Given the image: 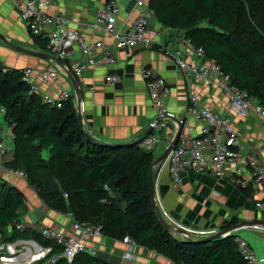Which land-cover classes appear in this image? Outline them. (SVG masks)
Returning a JSON list of instances; mask_svg holds the SVG:
<instances>
[{"label": "trees", "instance_id": "obj_1", "mask_svg": "<svg viewBox=\"0 0 264 264\" xmlns=\"http://www.w3.org/2000/svg\"><path fill=\"white\" fill-rule=\"evenodd\" d=\"M149 6L155 22L169 31H182L208 58L216 59L233 84L264 106V0H150ZM29 34L48 52L46 39L30 30ZM0 105L13 132V158L5 166L24 171L50 209L71 212L81 224L100 226L106 238L122 241L129 236L174 264H245L234 235L187 242L163 229L150 196L155 149L142 147L144 138L118 147L91 142L73 95L62 108L51 107L40 95L30 94L20 71L7 69L1 61ZM33 149L46 151L47 158H35ZM24 202L16 186L0 182V241L32 238L51 247L38 262L42 264L63 246L35 229H17ZM56 264L69 263L61 258ZM72 264L111 262L80 253Z\"/></svg>", "mask_w": 264, "mask_h": 264}, {"label": "crops", "instance_id": "obj_2", "mask_svg": "<svg viewBox=\"0 0 264 264\" xmlns=\"http://www.w3.org/2000/svg\"><path fill=\"white\" fill-rule=\"evenodd\" d=\"M119 2L123 7L120 20H124L131 10L132 2ZM101 3L102 0H86L82 3L68 0L51 10L66 9L73 19L72 28L79 30L88 39H102L104 37L101 33H94L87 27ZM134 16L132 15V19ZM152 22L157 23L154 20ZM178 32L180 31H170V34L175 36ZM0 35L4 37L0 38V61L7 69L21 71L25 67H31L43 70L48 67L58 68L60 65L51 59L31 54L49 53L33 42L28 27L20 19L12 0H0ZM185 55L192 62L200 61L195 55ZM95 58L99 65L86 72L80 82L83 91L80 105L75 95L74 77L69 70L61 73L58 83L52 89L56 90L61 86L71 91L74 107L77 113L81 112L83 130L97 141L115 145L142 139V133L154 123L157 113L150 103L146 80L141 75L143 68H150L156 75L164 77L171 89L168 105L175 115V122L186 119V123L193 128V136L198 135L200 124L188 115L190 97L195 95L201 103L232 120L239 136L238 148L251 153L257 163L264 165L263 127L254 116L244 119L237 114L228 97L217 88L215 75H210L208 79L186 76L158 47L122 49L116 55V63L112 65L104 64L101 52L96 53ZM79 59L80 53L74 49L72 60H67V63L70 65L72 61ZM112 74L119 75L121 81L109 84L107 77ZM47 91L46 88H41L37 94L42 97ZM175 122L170 121L162 131L163 140L155 149V155L162 149L165 151L169 140L176 134ZM7 131V127L0 126V139H5V143L8 139L5 138ZM9 139L12 143V139ZM11 155L8 154L7 160L12 159ZM230 170L224 179L188 171L184 174L181 187H177L171 183L167 166L159 164L153 168L154 199L178 228V232H174L177 239H182V232L186 231L193 233L192 238L197 239L195 231L216 230L220 234L229 229L232 235L247 240L255 255L263 259L256 264H264V216L255 207L249 192L236 185L233 168ZM249 175L250 169L245 171V176ZM0 179L8 181V184L16 186L24 194L25 202L20 218L25 228L36 229L39 225H46L65 233L71 232L72 220L38 200L24 178L0 169ZM24 241L22 246H15L14 241H0V264H4L1 257L6 260V264H35L39 248L30 243L34 241L32 238ZM101 241L102 244L95 239L89 242L98 249V257L111 264H131L122 263L120 258L125 248L123 241L106 237ZM138 252L141 255L140 264H174L164 256L139 245Z\"/></svg>", "mask_w": 264, "mask_h": 264}, {"label": "built area", "instance_id": "obj_3", "mask_svg": "<svg viewBox=\"0 0 264 264\" xmlns=\"http://www.w3.org/2000/svg\"><path fill=\"white\" fill-rule=\"evenodd\" d=\"M12 1L19 12L20 19L27 25L31 33L47 40L48 53L64 60L58 68L48 67L36 70L25 67L20 71L21 79L28 85L30 94L39 93L41 88L48 90L42 95V99L49 106L62 108L64 102L69 100L72 95L69 89L61 86H58L56 90L52 89L58 83L61 73L69 70L80 83L86 72L99 65L95 58L96 53L103 54L104 64L112 65L116 63V55L122 49L158 47L173 60L178 69L186 76L208 79L210 75H215L217 88L228 97L237 114L244 119L251 115L254 116L264 129V106L260 105L247 91L233 84L230 75L224 73L216 59L208 58L205 50L202 47H195L182 31L172 36L173 34H170L168 29L158 23L154 24L152 22L154 11L149 6L150 0H130L132 2L131 10L124 20H120L123 7L119 0H102L94 19L87 24V27L94 33H101L104 37L102 39H88L79 30L72 28L73 19L69 17L66 9L51 10L68 0ZM76 1L82 3L86 0ZM132 15H135L133 19ZM74 49L79 51L80 59L72 61L69 65L67 60H72ZM185 54L195 55L200 61L192 62ZM141 75L146 80L150 103L155 108L157 117L161 118V121L155 126L156 132L145 137L142 142V147L151 150L156 149L162 142V131L168 127L170 121L175 122V115L169 109L168 100L171 89L165 78L156 75L150 68H143ZM120 81L121 77L116 74L107 77V82L111 85ZM0 112L5 114L3 107ZM188 115L200 124L199 133L193 136V128L186 123V119L175 122L178 130L179 121H183V129L176 147L169 151L162 162L168 168L171 183L181 187L184 174L188 171L211 174L217 179H224L230 173V168H233L236 185L249 192L254 199L255 207L264 216V165L257 163L251 153L243 152L238 148L239 136L232 120L226 115L218 113L211 106L201 103L195 95L190 97ZM7 135L12 138L11 127L8 129ZM174 137L169 140L168 145ZM7 156V145L5 139L2 138L0 139V169L26 179L24 171L5 166ZM249 169L250 175L245 176V171L247 172ZM65 196L67 195L65 194ZM159 208L164 219H169L160 206ZM60 214L72 220L70 233L46 225H39L35 229L42 238L63 246L60 253L52 255L42 264H56L61 258L72 264L80 253L97 256L98 249L94 245H90L89 242L91 239H95L102 244L101 240L105 236L101 227L93 224H81L75 220V216L71 212H60ZM171 228L175 235L173 232L175 227ZM17 229L24 230L25 225L17 224ZM192 234L188 231L183 232L182 239H193ZM194 234L198 237L194 240H200L218 233L216 230H202L195 231ZM220 234L224 237L232 235L229 229ZM122 241L125 246L120 255L122 263L140 264L141 255L138 252V244L129 236L124 237ZM235 241L245 264H256L263 261L255 255L247 240L235 235ZM14 243L15 246H22L25 241L19 239ZM30 243L39 248L35 262L41 261L52 251L51 247L43 246L36 240ZM1 261L4 264L7 263L2 257Z\"/></svg>", "mask_w": 264, "mask_h": 264}, {"label": "water", "instance_id": "obj_4", "mask_svg": "<svg viewBox=\"0 0 264 264\" xmlns=\"http://www.w3.org/2000/svg\"><path fill=\"white\" fill-rule=\"evenodd\" d=\"M0 38L4 39V37L2 35H0ZM33 55H36V56H39V57H42V58H48V59H51L52 61H55V62H58V63H63L64 60L61 59V58H58V57H55V56H52L50 54H43V53H31ZM14 71H19V70H14ZM73 84L75 86V95H76V99L79 103V105L81 104V101H82V96H83V91H82V88H81V85L80 83L75 79L73 78ZM78 119H79V122L82 126V117H81V112L78 113ZM161 121V118L160 117H157L154 121V123L149 127V129H147L146 131H144L142 133V138H145L147 136H149L155 129V126L157 123H159ZM83 129V127H82ZM183 129V121H179V127H178V130L176 132V135L173 139V141L167 146V148L165 149V151L159 156L157 157L153 163H152V171H151V175H150V196H151V202H152V205H153V208L155 210V213L157 215V218L161 224V226L163 227V229L168 232L169 234H171L173 237H175L172 233V228L167 224V222L165 221L164 217L162 216V213L160 211V208L159 206L157 205L155 199H154V173H153V168L159 164H162V162L165 160L166 156L168 155L169 151L171 149H174L178 143V139H179V135L181 133ZM86 133V132H85ZM86 137L93 143L95 144H99V145H104V146H111V147H118V146H127V145H130L132 144L133 142H135V140H132V141H129V142H126V143H122V144H115V145H110V144H105V143H102V142H99L97 141L96 139H94L93 137H91L89 134L86 133ZM221 237V234H215V235H212L210 237H207V238H204V239H198V240H194V239H191V238H188V239H180V240H185L187 242H195V241H210V240H213V239H217V238H220ZM176 238V237H175Z\"/></svg>", "mask_w": 264, "mask_h": 264}, {"label": "rangeland", "instance_id": "obj_5", "mask_svg": "<svg viewBox=\"0 0 264 264\" xmlns=\"http://www.w3.org/2000/svg\"><path fill=\"white\" fill-rule=\"evenodd\" d=\"M0 110H1V105H0ZM1 125H3V126H5V127H7V129H9V127L7 126V123H6V121H5V119H4V115H3V113L2 112H0V126ZM5 138H8L7 140H6V145L8 146V154L10 153V154H12L13 155V143H10L9 141H10V137L7 135V137H5ZM33 150H35L34 151V157L35 158H39V159H41V160H45L46 158H47V152L46 151H43V150H41V151H38V150H36V149H33ZM164 152V149H162L160 152L158 151V155H155V157H157V156H159V154L161 155L162 153ZM11 155V158H13V156ZM8 159V158H7ZM46 178H51V175H46L45 176ZM27 184H28V182H27V179H25L24 180ZM0 182H5V183H8V181H6V180H4V179H0ZM29 185V184H28ZM30 186V185H29ZM31 187V190H33L34 191V193H35V196H36V198L38 199V200H40L41 202H43V200L40 198V196H39V194H38V192L35 190V188L34 187H32V186H30ZM43 204H45L44 202H43ZM160 204V203H159ZM160 206V205H159ZM49 208V207H48ZM50 209V208H49ZM52 210V209H51ZM54 211V210H53ZM56 212V211H55ZM58 213V212H57ZM165 221L167 222V224L170 226V227H175L176 228V226L173 224V221L172 220H169V219H166L165 218ZM169 221H171V222H169ZM176 230H178V228H176ZM183 233V232H182ZM35 264H39L38 262H35Z\"/></svg>", "mask_w": 264, "mask_h": 264}, {"label": "bare ground", "instance_id": "obj_6", "mask_svg": "<svg viewBox=\"0 0 264 264\" xmlns=\"http://www.w3.org/2000/svg\"><path fill=\"white\" fill-rule=\"evenodd\" d=\"M173 232H178L175 228L173 229Z\"/></svg>", "mask_w": 264, "mask_h": 264}]
</instances>
